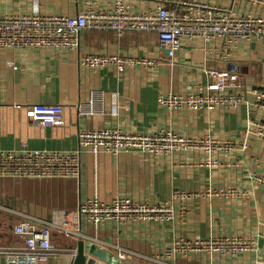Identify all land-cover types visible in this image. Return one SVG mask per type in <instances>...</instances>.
<instances>
[{
	"label": "crops",
	"instance_id": "obj_1",
	"mask_svg": "<svg viewBox=\"0 0 264 264\" xmlns=\"http://www.w3.org/2000/svg\"><path fill=\"white\" fill-rule=\"evenodd\" d=\"M117 1L0 0V15L78 16L91 9L111 12ZM123 1L129 12L141 13L159 2L175 8L185 0ZM190 1L222 7L236 16H264V0ZM260 49L259 45L245 44L228 55L220 42L186 39L179 54L180 63L173 64L155 32L128 31L120 36L113 29H84L75 50H0V149L14 150L26 142L31 149L74 154L79 166L78 173L68 179H7L12 181L9 196L1 205L52 219L65 209L77 208L87 198L111 201L126 197L167 207L173 213L170 219L160 217L148 223L109 222L99 230L83 222V237L57 230L52 241L65 252L45 264H73L77 244L97 240L113 256H118V248L133 251L135 255L127 264H168L164 253L175 242L212 234L251 236L256 238L257 248L240 256L191 253L176 264H264V188L255 181L256 176L264 177V139L251 126V121L262 118L252 106L254 90L264 89V57ZM85 54L139 55L158 58L162 65L157 69L130 66L119 78L111 66L85 68L81 64ZM11 63L19 69L15 70ZM210 70H236L240 74V84L234 90L242 97L238 105L225 111H195L186 107L170 110L159 104L163 92H188L198 82L208 83ZM94 89L103 93L100 108L104 115L82 116L79 106ZM38 103L62 105L64 125L38 126L16 108ZM108 126L131 133L174 131L184 139L212 134L228 149L209 152V145L204 144L169 155L139 150L94 154L81 146L80 129ZM237 129L247 131V136H237ZM230 190L246 196L216 195ZM176 192L190 196L177 197ZM17 241L9 231L5 232L4 244Z\"/></svg>",
	"mask_w": 264,
	"mask_h": 264
},
{
	"label": "built area",
	"instance_id": "obj_2",
	"mask_svg": "<svg viewBox=\"0 0 264 264\" xmlns=\"http://www.w3.org/2000/svg\"><path fill=\"white\" fill-rule=\"evenodd\" d=\"M84 29L115 30L120 36L128 31H150L158 35L162 49L167 51L173 64L180 63L179 54L185 40H203L206 43H221L224 54H231L245 44L260 46L264 57V16H236L230 10L185 0L175 8H169L164 2L157 3L141 13L128 11L123 0L116 2L111 12L89 10L78 16L66 15H0V50L27 48H65L75 50L80 46V32ZM227 57V56H226ZM81 64L88 69H100L108 66L116 69L119 78L125 75L130 66H145L157 69L162 65L158 58L139 55L111 57L108 55L85 54ZM15 70L18 65L10 64ZM25 70V69H23ZM209 82H198L188 91L170 89L159 97V104L170 110L186 107L191 110H222L238 105L241 96L234 92L240 84V74L236 70H210ZM255 101L252 106L261 115L260 120L251 121L257 134L264 139V89L254 90ZM103 93L91 90L87 101L79 106L82 116L98 113ZM27 118L41 127H61L64 125L65 109L59 104L17 105ZM117 115V113H115ZM236 135L246 137L247 131L237 129ZM81 146L94 154L108 152L118 154L139 150L152 155H169L174 152L209 145L207 150L227 148L226 143L213 139L208 134L200 139H184L174 131H160L156 134L128 132L119 127H105L79 131ZM246 144V142H245ZM76 156L71 153L53 154L45 150L31 149L22 142L17 149H0V179L44 180L51 178H71L79 171ZM256 183L264 188V177H255ZM242 197L245 194L230 190L216 193L217 196ZM177 197L190 195L176 192ZM173 213L169 208L142 203L126 197H116L111 201L98 198L82 200L75 209H65L52 219L28 215L0 204V264H45L50 258L62 255L52 237L54 232L83 237V222L97 230L106 227L109 222L118 225H130L137 222H151L157 218L170 219ZM8 225H13L9 233L18 239L14 244H4ZM98 241V240H97ZM95 241L96 243H98ZM257 240L254 237L238 234H212L208 237H194L191 240H179L165 250L168 264H176L180 258L191 253H217L240 256L255 251ZM77 250L74 252V258ZM134 252L118 248L119 258L131 260Z\"/></svg>",
	"mask_w": 264,
	"mask_h": 264
},
{
	"label": "water",
	"instance_id": "obj_3",
	"mask_svg": "<svg viewBox=\"0 0 264 264\" xmlns=\"http://www.w3.org/2000/svg\"><path fill=\"white\" fill-rule=\"evenodd\" d=\"M13 225L10 226V230ZM73 264H127L118 256L110 255L108 251L93 241H80L77 244V255Z\"/></svg>",
	"mask_w": 264,
	"mask_h": 264
},
{
	"label": "rangeland",
	"instance_id": "obj_4",
	"mask_svg": "<svg viewBox=\"0 0 264 264\" xmlns=\"http://www.w3.org/2000/svg\"><path fill=\"white\" fill-rule=\"evenodd\" d=\"M14 181H17V180H14ZM10 182H12V181L0 179V204L5 205V203H6V201L4 199H6L9 196L8 190H9ZM18 182H24V181H18ZM17 211L21 212L20 210H17ZM22 213H24V212H22ZM54 234H55V232H54Z\"/></svg>",
	"mask_w": 264,
	"mask_h": 264
},
{
	"label": "trees",
	"instance_id": "obj_5",
	"mask_svg": "<svg viewBox=\"0 0 264 264\" xmlns=\"http://www.w3.org/2000/svg\"><path fill=\"white\" fill-rule=\"evenodd\" d=\"M2 180H7V179H2ZM6 231H10V225H8L7 227H5Z\"/></svg>",
	"mask_w": 264,
	"mask_h": 264
}]
</instances>
